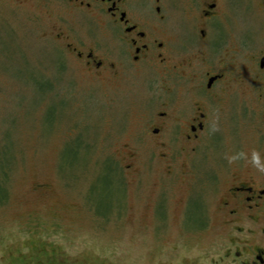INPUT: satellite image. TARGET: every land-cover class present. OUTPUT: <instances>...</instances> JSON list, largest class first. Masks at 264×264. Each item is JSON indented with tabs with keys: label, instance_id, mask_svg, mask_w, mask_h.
Here are the masks:
<instances>
[{
	"label": "rangeland",
	"instance_id": "rangeland-1",
	"mask_svg": "<svg viewBox=\"0 0 264 264\" xmlns=\"http://www.w3.org/2000/svg\"><path fill=\"white\" fill-rule=\"evenodd\" d=\"M75 21L65 0H0V264H182L202 251L206 264L226 240L221 223L193 231L177 221L183 181L160 172L183 159L139 137L158 82L78 61L66 42L88 30ZM232 90L235 132L221 124L219 147L198 165L246 151L247 86ZM158 201L165 219L154 215Z\"/></svg>",
	"mask_w": 264,
	"mask_h": 264
},
{
	"label": "flooded vegetation",
	"instance_id": "flooded-vegetation-1",
	"mask_svg": "<svg viewBox=\"0 0 264 264\" xmlns=\"http://www.w3.org/2000/svg\"><path fill=\"white\" fill-rule=\"evenodd\" d=\"M65 1L88 30L66 42L78 61L121 77L144 71L151 88L158 82L161 89L150 93L160 101L143 116L139 137L162 158L183 159L160 172L172 184L183 181L177 221L193 231L221 223L226 240L205 250L206 264H264V0ZM237 81L247 86L246 151L227 159L219 151L217 167L198 165L219 147L221 124L235 132ZM156 203L155 217L165 219L163 203ZM203 257L204 251L184 253L181 260L204 264Z\"/></svg>",
	"mask_w": 264,
	"mask_h": 264
}]
</instances>
